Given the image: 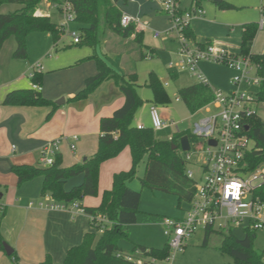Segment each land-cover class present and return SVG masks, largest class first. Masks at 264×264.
<instances>
[{"label": "trees", "instance_id": "trees-1", "mask_svg": "<svg viewBox=\"0 0 264 264\" xmlns=\"http://www.w3.org/2000/svg\"><path fill=\"white\" fill-rule=\"evenodd\" d=\"M128 0H0V6L17 5L15 12L0 14V51L9 39L15 43L12 57L26 59V40L31 33H50L53 44L56 45L61 36L59 26L53 24L48 16L37 15L36 11L43 2L51 6H60L68 2L75 13L74 22L79 26V43L77 46L88 45L96 47L101 34L106 30L122 40L132 38L138 48L139 59H145L146 50L149 55L155 54L154 49L143 45V35L134 25L126 28L120 26L121 11L119 3ZM181 3V0H179ZM216 9L231 10L232 5L223 0H208ZM201 0H192L194 7L200 6ZM189 9V8H188ZM185 10V9H183ZM257 24L247 23L242 26L241 44L239 55L249 58L256 66V75L261 79L257 90V98L264 100V54L251 53V43L257 31ZM185 37L195 42L191 29H184ZM96 65L97 73L85 80L84 87L70 102L81 101L88 98L98 86L107 80H112L124 97L123 105L110 117L101 118L99 121V138L96 152L83 162L69 168L62 167L61 156L57 153L54 163L50 167L16 165L12 166V173L16 176L17 187L36 178H42L41 195H49L54 203L71 204L80 203L86 197L98 195V178L100 166L116 158L124 149L130 153L131 165L127 171L116 173L112 177L111 187L105 190L96 208H83L88 216L97 215L106 218L111 225H105L104 231L99 234V225L95 220H90L93 231L84 235L80 245L70 248L62 264H159L170 255L168 245L163 249L134 246L125 251L118 246L120 238H127V228L137 223L139 214L140 193L131 190L128 183L137 173L138 166L144 162L145 170L141 184L152 191L177 197L178 205L181 202L189 203L194 194L193 181L185 174L186 163L179 149L180 140L186 136L191 148L198 145L189 131L175 133L170 140H161L152 128L138 129L133 125L137 109L142 105V100L136 92V74L120 75L97 56L91 57ZM41 74H35L32 83L40 85ZM176 79V74L170 75ZM147 87L153 96V106L165 105L168 102L162 81L154 73L148 75ZM178 99L183 102L190 114L202 110L214 100L210 87L199 83L191 84L177 91ZM4 106L48 107L52 111L56 106L42 97L40 92L31 89H19L8 92L2 102ZM248 137L253 141V148L245 154V162L249 171H254L258 166L264 165V123L256 119L247 121ZM175 147V148H173ZM83 176L80 185L69 191L64 190L65 183L74 177ZM264 201V185L255 193ZM4 217V210L0 214V226ZM221 236L217 251L232 259V264H264V250L258 254L253 249L255 233L245 231L244 237L238 239L232 231L222 232L212 228L204 230L202 247H208L212 234ZM97 234L99 238L97 239ZM3 237L0 232V251L4 252ZM13 264H21L16 252L8 256ZM152 260L154 262H152ZM42 264H55L49 255H46Z\"/></svg>", "mask_w": 264, "mask_h": 264}, {"label": "crops", "instance_id": "crops-1", "mask_svg": "<svg viewBox=\"0 0 264 264\" xmlns=\"http://www.w3.org/2000/svg\"><path fill=\"white\" fill-rule=\"evenodd\" d=\"M191 3L192 0H189V5H185L181 0V7L188 9L192 5ZM45 5V8L50 7L49 3ZM118 8L121 13L124 12L142 21L143 16L153 17V13H162L155 0L152 2L128 0L125 3H119ZM148 23V28H136V30L143 35V45L146 48L154 49L156 54L155 46L157 45L153 44L149 47L145 44L147 30L151 32L154 41L157 39L154 37V26H151L150 22ZM191 32L195 42L200 43L192 30ZM131 40L132 38L122 40L115 34L107 36L94 47V56L101 58L110 67L107 60H111V58L117 60L118 58L116 73L120 75L136 74L127 69L126 59L130 53L123 50V45L128 44ZM240 44L237 47H228L239 53ZM56 45L53 44L55 51L58 47ZM131 45L134 47V44ZM48 50L50 47L48 44H44L40 50L41 55L36 59L28 60L26 57V63L22 66L21 73L17 77L3 80L0 71V214L4 210L0 232L4 242L16 252L21 264H42L46 255H49L55 264H62L67 251L80 245L84 235L91 233L93 229L90 219L85 214L39 207L41 203H52L49 195H41L42 178L33 179L17 187L16 176L11 170L12 166H41L39 159L42 147L46 143L60 138H63V141L58 154L62 159V167L69 168L80 164L97 150L100 119L110 117L124 103L123 95L112 80L101 83L87 99L70 102L69 99L83 89L85 80L97 73L96 65L93 60L86 61L92 56L79 57L78 54H69L68 52L59 54V57H50L51 55L48 54L49 58H46L45 54ZM117 54L119 55L117 56ZM34 60L43 63V71L40 73L42 88L40 93L43 98L56 106L49 119L47 116L52 111V106L27 107L4 106L2 104L8 92L19 90L16 89L17 84L24 75L28 74ZM15 67V64H11V70H14ZM172 73L176 74L170 71V75ZM167 82L168 79L162 80L164 86H167ZM144 109L146 110L147 107L144 106ZM163 118L166 120L165 117ZM147 120H150L149 112L148 115L138 112L134 116L133 125L137 128L139 126L152 128L147 125ZM72 136L77 137L75 142H73ZM72 143L75 144L74 151L70 148ZM130 165L128 149H124L116 158L104 162L99 169L98 195L84 198L79 203L80 206L96 208L100 203L102 193L110 189L113 175L127 171ZM72 179L65 183V191L80 185L83 176L80 175ZM42 198L43 200H41ZM33 201L38 202V205ZM0 264H13V262L0 251Z\"/></svg>", "mask_w": 264, "mask_h": 264}, {"label": "built area", "instance_id": "built-area-1", "mask_svg": "<svg viewBox=\"0 0 264 264\" xmlns=\"http://www.w3.org/2000/svg\"><path fill=\"white\" fill-rule=\"evenodd\" d=\"M156 2L160 11L168 17V30L179 35L178 60L176 63H170L168 70L175 73L176 71L188 72L198 81L197 83L209 87L206 78L198 69V64L212 62L225 65L235 72L231 82L237 88L236 91L228 94L213 91L214 100L202 109L206 115L191 125L190 134L205 143L204 147L194 146V151L206 158L200 165L201 173L198 178L194 177L190 169L185 171L187 178L193 181L194 194L188 203L189 208L184 217L163 218L161 222L170 250L169 257L163 262H169L173 260L177 252L182 251L187 239L198 229L212 228L222 232L239 229L252 233L264 231V201L255 195L256 191L264 185V165L258 166L254 171H249L244 160L245 154L254 146L253 141L247 135V121L256 119L264 123V100H259L256 96L261 79L256 75V66L249 58L229 53L217 43L202 44L192 42L185 37L183 31L189 26L191 20L203 17L204 12L201 8L191 6L183 10L179 0H156ZM56 8L62 13V24L59 25L61 32H67L72 36L73 44H78L80 41L78 33L69 29V24L74 22L75 18L72 6L66 2ZM259 10L261 19L258 28L263 30L264 4ZM121 14L120 26L123 28L130 24L135 28L149 27L146 21L124 12ZM160 36V32H154L155 38ZM148 58L149 56L146 57ZM42 71V65L37 62L30 67L27 75L30 88L35 92H41L42 88L32 83L31 80L35 74L42 73ZM241 86L255 88V92H248L249 94L241 92L239 90ZM149 116L154 131L176 127L174 122L162 119L153 105L149 108ZM138 129L143 128L139 126ZM177 132L179 130L176 127ZM72 140L75 142L77 137L72 136ZM62 141L63 138L56 139L42 147L39 159L42 167L53 165L54 157L59 152ZM210 141L215 142V145H210ZM70 148L74 151L75 144L72 143ZM191 150L190 146L188 152ZM188 152H185L183 157L186 164L190 160ZM39 207L85 214L78 202L68 205L54 202L41 203ZM88 218L97 222L99 234L104 231L105 225H111L106 218L100 215L88 216Z\"/></svg>", "mask_w": 264, "mask_h": 264}, {"label": "rangeland", "instance_id": "rangeland-1", "mask_svg": "<svg viewBox=\"0 0 264 264\" xmlns=\"http://www.w3.org/2000/svg\"><path fill=\"white\" fill-rule=\"evenodd\" d=\"M145 1L152 2V0ZM223 1L235 8L231 10H219L208 0H201L200 6L197 8H201L204 15L201 18L191 20L189 27L200 43H208L209 41L217 43L226 49L227 52L237 55L238 52L232 50L230 47H237L241 43L242 26L244 24L255 23L258 26L261 19L259 8L264 4V0ZM183 3L189 5V0H183ZM45 4L46 3L43 2L39 5L36 14L41 16L47 15L53 24L57 26L61 25L62 13L55 6L45 8ZM18 9L19 6L17 5H3L0 6V14L15 12ZM153 15V17H150V15L143 16L142 19L147 23L150 22L151 26H154V32L161 31V37L157 38L155 41L151 36L150 31L147 30L145 32V44L149 47L153 44L157 45L155 46L157 49L156 54H153L148 59H139L138 48L133 39L129 41L128 44L123 45V50L130 53L127 55L126 67L129 71H133L137 75L136 92L143 102L137 109L136 113L144 112V114L148 115L149 106L153 103V96L147 87L146 82L148 75L154 73L160 81L168 79L167 86H164L168 102L165 105L155 106L159 115L162 119L165 117L167 122H174L180 132H190L192 123L206 114L204 111L190 114L183 102L178 99L177 91L181 88L197 83L198 81L191 77L188 72L182 71H176V79L173 80L170 78L168 65L170 63H176L178 60L177 52L179 48V35L174 31L170 32L168 30V17L165 13H153ZM78 27L79 26L75 22L69 24V29L76 33H78ZM99 32L100 38L98 44H100L105 37L112 36L113 34L109 30H106L104 34H101V26ZM72 40V36L68 35L67 32H61L60 40L56 45L58 47L55 51L53 50V41L50 33H31L26 41L27 58L28 60H32L40 56V50L44 44H48L50 47V50L45 54V56H47L46 58H49L48 54L51 55L50 57H59V54L61 55L65 52H68L69 54H78L80 55L79 57H82L83 55H89V57L95 55L94 47L85 44L77 46L73 44ZM131 44H134V47H132ZM14 47L15 43L13 39H9L0 51V71L3 80L19 76L22 66L26 63V59H14L12 57ZM131 48H133V50H131ZM143 51L146 53L147 57L149 53H147L146 50ZM251 52L257 55L264 54V29L260 30L257 28L255 37L251 43ZM118 55L119 54H117V56ZM88 60L90 61L93 59L88 58L86 61ZM107 61L111 65V68L116 71L115 68L118 67V58L117 60L111 58V60L108 59ZM37 62L43 65L39 60H34L32 64L34 65ZM11 64L16 65L14 70H11ZM198 69L204 75L208 86L213 91L219 90L223 94L236 91L237 88L233 86L231 82L235 72L228 66L212 62H200L198 64ZM27 75H24V77L18 82V87L16 89H31L30 80H28L29 78ZM239 90L247 94H249L248 92H255V88H248L246 86H241ZM144 106L147 107L146 110L144 109ZM146 123L151 126L150 120H147ZM176 127L156 132V135L161 140L171 139L173 133L176 132ZM197 141L198 145L205 146V143L202 141ZM179 152L183 158L185 155L184 152H182L181 149H179ZM188 154L190 155V160L185 167L194 173L195 178H198L201 173L200 165L204 163L206 157L202 154L195 153L194 146ZM144 170L145 163L142 162L137 168L136 177L128 183V187L133 191L139 192L141 197L138 207L139 214L137 223L127 228V238H120L118 240V246L125 251L131 250L135 245L158 250L163 249L165 244H167V238L164 236L163 227L161 225L163 218L182 217L185 214V211L189 208V205L186 202H181L178 205V199L175 196L164 194L159 191H152L147 187L142 186L141 179L143 178ZM68 184L70 185L71 183ZM41 200H43V198ZM34 203L38 205V202ZM232 233L238 239L244 237V232L242 230L233 229ZM203 235V229L195 231V233L185 242L182 251L175 254L173 260L169 262H161V264H232V259L230 257L222 255L217 251V248L220 245L221 236L217 233L212 234L208 242V247H202ZM98 238L99 234H97V239ZM253 249L258 254L264 250V231H258L255 233Z\"/></svg>", "mask_w": 264, "mask_h": 264}, {"label": "water", "instance_id": "water-1", "mask_svg": "<svg viewBox=\"0 0 264 264\" xmlns=\"http://www.w3.org/2000/svg\"><path fill=\"white\" fill-rule=\"evenodd\" d=\"M248 128L246 127V130ZM210 145H215V142L213 141H210L209 142ZM175 148V147H173ZM180 149L182 152H188L189 149H190V145H189V140L186 136L182 137L181 140H180ZM3 249H4V252L7 256H10L13 252V249L6 243L3 244Z\"/></svg>", "mask_w": 264, "mask_h": 264}]
</instances>
